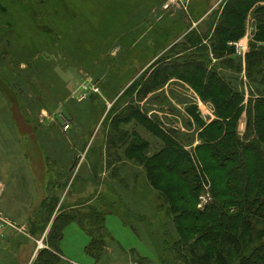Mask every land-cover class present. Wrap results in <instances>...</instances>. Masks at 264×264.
I'll use <instances>...</instances> for the list:
<instances>
[{
    "label": "rangeland",
    "instance_id": "374dc122",
    "mask_svg": "<svg viewBox=\"0 0 264 264\" xmlns=\"http://www.w3.org/2000/svg\"><path fill=\"white\" fill-rule=\"evenodd\" d=\"M226 2L0 0V211L8 221L0 264H36L42 250L58 245L66 223L60 249L74 262L199 264L205 243L192 249L182 241L177 213L150 178L147 159L164 147L162 139L133 115L114 122L135 109L196 155L194 115L212 122L213 105L170 73L149 93L142 80L182 60L215 67L248 100L256 7L238 40L241 54L217 59L204 49ZM196 35L203 41L192 46L187 37ZM245 122L244 115L241 132ZM136 140L148 144L145 156L128 151ZM210 199L205 192L197 207Z\"/></svg>",
    "mask_w": 264,
    "mask_h": 264
},
{
    "label": "trees",
    "instance_id": "16d2710c",
    "mask_svg": "<svg viewBox=\"0 0 264 264\" xmlns=\"http://www.w3.org/2000/svg\"><path fill=\"white\" fill-rule=\"evenodd\" d=\"M262 2L227 0L221 17L207 33V48L204 47L207 52L211 47L217 59L230 57L235 48L228 46V42L243 37L246 17L256 7L253 11L256 33L246 58L250 85L247 101L246 91L241 92L218 76L214 66L206 70L201 62L182 60L171 66L166 64L165 69L153 73L150 79L144 80L145 75L142 79L144 92L149 93L157 88L159 77L170 73L169 77L176 76L189 83L203 100L213 105L216 118L212 122L204 123L198 114L194 115L201 128L196 155L191 156L174 133L163 132L135 109L123 120L114 122L117 127L133 115L162 139L164 147L147 159L150 178L169 200L171 210L177 213L182 241L192 244V249L205 243L206 251L199 257V264H231L234 260L237 264H264V5L257 6ZM186 41L193 46L203 38L188 36ZM141 84L133 83L129 89L132 91ZM244 115L246 126L241 132ZM129 146L131 154L145 156L141 153L148 144L136 140ZM205 192H209L211 199L201 210L197 206ZM77 224L85 230L82 223ZM67 225L61 229L58 245L51 247L55 252L60 251ZM88 235L92 240V234ZM87 249L90 254V245ZM52 250H42L36 264H58L60 258Z\"/></svg>",
    "mask_w": 264,
    "mask_h": 264
},
{
    "label": "crops",
    "instance_id": "0c3cea01",
    "mask_svg": "<svg viewBox=\"0 0 264 264\" xmlns=\"http://www.w3.org/2000/svg\"><path fill=\"white\" fill-rule=\"evenodd\" d=\"M6 231V228L2 230V232H0V235H5V232ZM2 236V237H3ZM30 246V245H29ZM15 248H20L21 251H25V248L29 250V253H30V250L33 248V247H27L26 245H22V246H15ZM60 248H61V244H60ZM46 249H49L50 251L52 250L51 247H47ZM55 254H57L59 257H60V260L58 262V264H82V263H78V262H74L72 259L68 258L67 256H65L61 249L59 252H55L54 250H52ZM39 252V247L36 249V253L33 255L32 257V260L33 258L38 254ZM86 252H87V248H86Z\"/></svg>",
    "mask_w": 264,
    "mask_h": 264
},
{
    "label": "built area",
    "instance_id": "2783aa9c",
    "mask_svg": "<svg viewBox=\"0 0 264 264\" xmlns=\"http://www.w3.org/2000/svg\"><path fill=\"white\" fill-rule=\"evenodd\" d=\"M235 47H236V51L237 53L241 54L243 52V47H242V44L236 42L234 43ZM66 129L69 128V124H66ZM5 188H6V184L4 181H2L0 179V201L3 197V194H4V191H5ZM8 225V221L7 219L5 218V216L1 213L0 211V232Z\"/></svg>",
    "mask_w": 264,
    "mask_h": 264
},
{
    "label": "water",
    "instance_id": "95a60500",
    "mask_svg": "<svg viewBox=\"0 0 264 264\" xmlns=\"http://www.w3.org/2000/svg\"><path fill=\"white\" fill-rule=\"evenodd\" d=\"M145 264H148V263H145Z\"/></svg>",
    "mask_w": 264,
    "mask_h": 264
}]
</instances>
